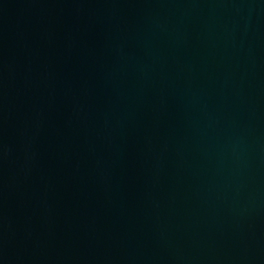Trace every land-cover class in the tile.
Here are the masks:
<instances>
[{
	"label": "water",
	"instance_id": "water-1",
	"mask_svg": "<svg viewBox=\"0 0 264 264\" xmlns=\"http://www.w3.org/2000/svg\"><path fill=\"white\" fill-rule=\"evenodd\" d=\"M0 264H264V0H0Z\"/></svg>",
	"mask_w": 264,
	"mask_h": 264
}]
</instances>
